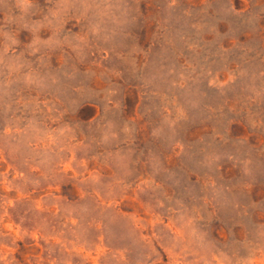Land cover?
Wrapping results in <instances>:
<instances>
[{
    "label": "rangeland",
    "instance_id": "obj_1",
    "mask_svg": "<svg viewBox=\"0 0 264 264\" xmlns=\"http://www.w3.org/2000/svg\"><path fill=\"white\" fill-rule=\"evenodd\" d=\"M0 264H264V0H0Z\"/></svg>",
    "mask_w": 264,
    "mask_h": 264
}]
</instances>
